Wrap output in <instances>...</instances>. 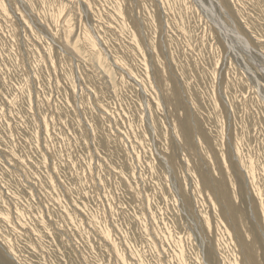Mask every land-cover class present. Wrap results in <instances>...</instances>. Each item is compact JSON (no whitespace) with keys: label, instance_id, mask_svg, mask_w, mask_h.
Instances as JSON below:
<instances>
[{"label":"rangeland","instance_id":"1","mask_svg":"<svg viewBox=\"0 0 264 264\" xmlns=\"http://www.w3.org/2000/svg\"><path fill=\"white\" fill-rule=\"evenodd\" d=\"M0 264H264V0H0Z\"/></svg>","mask_w":264,"mask_h":264},{"label":"bare ground","instance_id":"2","mask_svg":"<svg viewBox=\"0 0 264 264\" xmlns=\"http://www.w3.org/2000/svg\"><path fill=\"white\" fill-rule=\"evenodd\" d=\"M224 160H225V158H224ZM249 170V169H248ZM253 171V170H252ZM225 174L227 175V172L225 171ZM229 174V173H228ZM229 181V180H228ZM207 192V191H206ZM209 197V196H208ZM239 220V219H238ZM240 221H241V219H240ZM251 242V241H250Z\"/></svg>","mask_w":264,"mask_h":264}]
</instances>
